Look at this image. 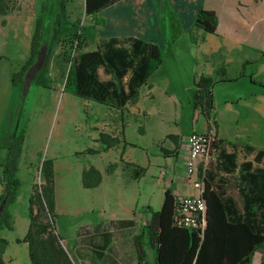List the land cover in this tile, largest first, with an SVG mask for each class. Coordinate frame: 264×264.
I'll use <instances>...</instances> for the list:
<instances>
[{"label": "trees", "instance_id": "1", "mask_svg": "<svg viewBox=\"0 0 264 264\" xmlns=\"http://www.w3.org/2000/svg\"><path fill=\"white\" fill-rule=\"evenodd\" d=\"M117 1L119 0H86L85 14L95 18L100 11ZM16 8L17 0H0V23L6 25L7 20L4 17ZM246 19H251L249 9L239 0H202L195 20L188 29V35L194 44L205 41L208 34L241 36L245 41L250 34L249 29L243 26ZM62 30V24L57 23L46 34L42 16L37 17L28 57L12 75L14 85L26 83L28 74L38 67L32 82L50 87V82L54 80L50 79L49 73L54 68L56 79L62 81L65 91L108 106H113L110 99L115 97L122 107L127 102H138L140 88L163 60L158 45L134 37L103 40L97 48L88 50V42L80 32L69 36L65 46L58 52L57 47L63 41ZM245 46L264 55V45H255L249 39ZM247 64L249 61L243 64V69ZM101 66L106 72L114 74L120 83L131 71L126 82L127 91L123 85L116 86L113 81L101 80L98 74ZM230 80L232 77L222 64L215 69L214 75L201 73L195 77L193 104L208 121V132H212V125L218 126L213 113L215 84ZM120 121L123 129L119 133H108L104 130L99 132L97 141L101 144L100 148H86L77 154H99L125 143L126 121L122 117ZM139 129L142 132L143 126L140 125ZM26 133L27 126L18 124L10 137L9 152L1 163L4 189L0 195V203L3 199H6V203L0 215V230L13 229V215L9 206L17 200L21 188L18 172ZM168 137L178 140L176 134H169ZM215 139L217 153L212 159H216V165L223 166L229 173H235L238 169L236 186L241 194V201L229 193L226 178L217 179L214 173L217 166L210 165L209 162L204 168L201 164L198 175L202 178L203 198L206 202L205 227L187 228L177 225L174 217L177 214L178 197L172 188H166L160 210L147 207L150 216L134 237L137 264H149L145 238L156 251L155 264H252L256 251L263 253L261 264H264V148L257 149L252 144L241 143L244 149L255 152V155L253 160H244L238 165L236 152L220 153L217 133ZM231 144L234 149L240 145L236 142ZM165 151L168 152L167 149ZM120 160L123 162V169L132 179L140 178L147 172L146 167L125 161L123 153ZM256 163L263 166L255 165ZM54 166L53 158L39 153L40 181L32 185L28 199L29 227L23 238V242L28 245L31 264H77L56 227L58 213ZM118 166V162L110 163L106 172L113 173ZM102 181L103 173L95 165L90 164L83 169V187L94 188ZM134 223L133 219L117 221L119 225ZM8 243L0 235L2 260Z\"/></svg>", "mask_w": 264, "mask_h": 264}, {"label": "rangeland", "instance_id": "2", "mask_svg": "<svg viewBox=\"0 0 264 264\" xmlns=\"http://www.w3.org/2000/svg\"><path fill=\"white\" fill-rule=\"evenodd\" d=\"M83 2L84 0H17V8L4 17L7 20V24L3 25L0 23V83H12L13 73L21 68V64L28 57L35 22L40 15L44 21L46 34L51 32L57 23L58 25L59 23L62 24L63 33L61 39L63 41L57 47L58 52L65 46L68 37L78 32L82 33V36L87 38L88 43L94 46L99 34L97 22L95 18H93L94 20L90 17L86 18ZM167 24L168 35L176 39V41L181 39L183 48H186L188 43V45L193 47V50H191L190 54L186 48L185 52L182 53L183 55H179V57H182L181 60L177 59L178 51L177 54L168 53L164 64L153 71L148 78V83L160 84L150 89L154 99H149L150 93L147 88L141 91L139 106L146 108L149 112V118L146 120L147 133L142 135L143 133L140 131L138 124L131 125L128 128L126 138L129 142L122 149L123 159L139 163L142 160V153L146 150L152 155V160L157 162L155 150L158 148V144H155L156 140L165 138L164 141L167 143L171 141V138L165 136L166 134L175 133L186 139L194 131L204 130L206 120L195 112L192 104L193 79L196 72L208 74L212 69L210 64H206L204 59L200 58L201 50H206L207 47L218 48L220 45L226 48L229 46V50L227 49L229 51L228 58L230 57L233 62L231 67H229L232 80L219 82L214 87V108L220 122V132L229 138L236 136L238 138H251V140L258 143L255 146H264V55L261 56L259 53L243 46V48L236 49V46L230 44L231 40L212 34H208V41L203 43L200 48H197L192 45L188 35L184 34L179 22L175 26H171L166 20ZM138 26L140 25L138 24ZM145 26L148 27V25ZM148 32L149 35H158L155 25H151ZM213 57H220V55L214 52ZM250 57L259 59L249 64L246 69H243V61ZM37 69L38 67L28 74L26 83H34L32 78ZM49 75L50 79L54 80L50 83L62 82L56 79L54 68ZM108 76V73L101 67L99 77L107 78ZM34 85V87L37 86L36 84ZM67 95L69 97L67 104L68 117L66 119H62V115L60 118L57 117L60 105V102H58L54 111V116L56 115L54 117L55 122L52 123L49 135L43 141L41 148L35 149L38 140L35 141L36 138L34 137L33 139V134L28 133L23 167L18 172L21 180L20 193L17 200L9 206L13 215V229L4 228L0 230V235L2 237L5 236L10 241L6 246L7 254L5 258L2 254L5 264H30L28 245L23 242L29 227V201L27 194L25 195V188L29 183L28 164L30 162L36 163L39 153L42 155L47 153L49 145L51 146V143L54 142L60 130L61 136L58 138L59 159L66 164L62 169L57 170L59 176V204L56 207L58 213L56 219L57 230L70 243L69 238L76 236L77 230H80L87 222L96 220L98 217L97 213L88 211L93 204L91 199L86 201L82 196L75 195L73 200L69 201L65 189L68 186L72 189V192H76L74 171L76 165L82 162L76 157L77 152L97 144L98 138L93 141V137H98L99 124L97 116L99 115V110L96 106L90 114H85L83 106L80 105L82 102L79 103L74 96ZM29 98L28 104H26L27 109L31 106H39L33 100V92ZM41 99L39 97L38 100ZM65 104L63 102V106ZM42 105L45 106L47 104H40V106ZM254 111L258 112V114H255ZM80 115H83L82 119ZM112 121L113 118L110 119L108 125L112 124ZM33 123L34 120L28 121L26 115L22 120L21 126L26 125L29 131ZM2 131L3 123L0 125V134H2ZM52 131H54L53 137L51 136ZM29 134L33 139L30 143L28 140ZM163 143L161 141L160 144L163 145ZM237 154L239 161L252 156V153L246 149L237 151ZM211 164L218 167L216 159H211ZM154 174V177L148 175L137 182L131 183L127 188H122L120 193L122 194L123 205L117 209L120 214H126L125 210L133 204L135 206L133 208L141 213L143 212L141 211L142 205L150 204L153 210H160L162 206L161 200L164 198V192L162 191L165 181L159 180L158 173ZM67 176L68 179H65ZM236 178L235 175H230L226 179L229 193L240 202L241 194L236 186ZM35 180L40 181L37 168H35ZM129 212V214H132V211ZM145 219L144 216L138 215L136 222L143 223Z\"/></svg>", "mask_w": 264, "mask_h": 264}, {"label": "crops", "instance_id": "3", "mask_svg": "<svg viewBox=\"0 0 264 264\" xmlns=\"http://www.w3.org/2000/svg\"><path fill=\"white\" fill-rule=\"evenodd\" d=\"M85 1L86 0H84L83 2L84 7ZM239 1L248 7L251 16L250 20L246 19L243 22V26L245 27V29H249L250 31V34H248L249 36L247 37V39L244 41L245 38H242L241 36H231L228 34L212 35L231 40L230 44L236 46V49H240L243 47L248 48L259 53V55L262 56L263 54L261 52L256 51L251 47L245 46V42L251 39L255 45H264V0ZM201 2L202 0H119L100 11L95 17L99 34L94 42V46L88 43L87 49L92 50L97 48L99 43H101L103 40H109L112 38L126 39L128 37H134L137 39H141L145 42L154 43L159 46L163 54V60L162 63L158 66V68H160L164 64L165 57L170 52L172 54H177L178 51L177 59L181 60L182 57H179V55H183L182 53L185 52L186 48L191 54V50H193V47L191 45H188V43L187 45L185 43L186 48H183L181 46V39L176 41V39L170 37L167 33L168 24L166 25V20L167 23H169L171 26H175L176 23L179 22L180 28L183 30L184 34L188 35V29L192 26L195 20ZM87 17H90L92 20H94V17L92 16H86V18ZM138 24L140 26H143L140 28ZM145 25H148V27H146ZM151 25H155L156 32L158 33V35H149L148 31L149 28H151ZM207 41L208 35H206L205 41L201 42L200 44H194L190 40L192 45L196 46L197 48H200L201 45L203 43H206ZM227 49L229 50V46L228 48H226L225 46L220 45L218 46V48L207 47L206 50H201L200 58L204 59V62L206 64H210L212 66V69L210 70L211 72H209L208 75H214L215 69L222 64L226 67L227 73L232 77V75L229 73V67H231L233 62L230 57L228 58L229 51ZM214 52L218 53L220 57H213ZM258 59L259 58L250 57L249 59H245L243 61V64L246 61H249V64H251L252 62L257 61ZM23 63L21 65H23ZM249 64H247V66ZM100 68H98V74ZM102 68L104 69V67ZM201 73H195L193 79V86L195 77ZM130 74L131 71H129L128 74L123 78L122 83H120V80L112 73H108L109 76L107 78L100 79L103 81H113L115 82L114 84H116V86L123 85L127 91L128 83H126V81H128ZM149 84H151L152 86ZM159 84L160 83H148L147 81L146 84L140 88V96L142 89L147 88L150 93V95L148 96L149 99H154V95L150 90L151 88L149 87L154 88L156 85ZM34 86V83H22L19 85H14L13 83H0V125L3 123V131L2 134H0V195L4 189L1 163L2 161H4L7 153L9 152L11 134L16 130L18 124L21 125L22 120L23 118H25L26 115L28 121H31L33 119L34 123L32 128L29 131L27 130L28 132L26 133L23 152L19 163V171H21L23 167L22 164L24 162V155L27 148L26 141L28 133L30 132V134H33V139L34 137L36 138L35 141L38 140L35 146V149L38 150L42 147L43 141L49 135L52 123L55 122L54 117L56 115L54 116V111L55 106L58 102H60V105L57 112V117L60 118L61 115L62 119H66L68 117L67 104L69 102V97H67V94L74 96L79 103L82 102V104L80 105L83 106V112L85 114H90L93 111V108L97 106L99 110V115L97 116V121L99 124L98 137L99 132L101 130H104L108 133H119L120 130L123 129L120 118H124V120L126 121V126L124 128L125 143L122 142L119 146L113 147L108 151H102L99 154H76V157L82 161L81 164L76 165L74 171L76 192H72V189L67 186V188L65 189V193L69 201H72L75 195L82 196L83 199H85L86 201L91 199L93 204L88 209V211L92 213H97L98 217L96 218V220L87 222V224L83 225L80 230H77L76 236L69 238L70 243L67 241L66 238H63L65 244L68 246L72 255L74 256L77 264H137L134 237L138 234L140 227L143 225L144 222L148 220V217L150 216V210L147 207L152 206L150 204L142 205L143 208L141 209V211L143 212L141 213L137 212L135 208H133V204L125 210L126 214H120L117 210L120 206L123 205L122 194L120 193V191L122 190V188H127L128 185L133 182H137L138 180H141L142 178H145L148 175L154 177V173H158L159 180L162 179L163 181H165L162 192L165 193L166 188H172L174 194L178 198L183 195L196 194L198 190L194 188L191 179H189L185 171V159L188 155L187 138H181L178 134H176L178 135L177 141H175L174 139H170L171 141L166 143L164 141L165 138H160L156 140L155 144H158V148L155 150V157L157 162H154L151 158L152 155L145 150L144 153H142L141 162L135 163L146 167L147 172L144 176L140 178L132 179L127 175L126 171L123 169V162H121L120 159L122 155V149L129 142L126 136L127 130L131 125H142V135L147 133L146 120L149 118V112L146 108H142L139 106L140 97L136 104H130V102H127L122 107L119 106V100L115 97H112L110 100L113 106H108L106 104L93 100H88L65 91L62 82L51 83V87L49 88L38 85L36 87ZM32 92L33 100L36 101L39 106H31L27 109L26 104H28V100L30 99L29 97ZM39 97H41L42 99L38 100ZM63 102L66 103L64 106ZM45 103L47 105L40 106V104ZM194 110L197 114L203 116L199 112V110L195 109V107ZM213 113L215 114V119L218 121V126L215 127L214 125H212L211 130L212 132L217 133L218 138L220 139V153H222V151L227 153L235 151L237 154V151H244V148L241 143H249L253 146H255V144H258L251 140V138H238L237 136L234 138H229L224 136L220 132V122L217 117V113L215 112V108L213 109ZM254 113L258 114V112L256 111H254ZM82 116L83 115H80L81 119L83 118ZM111 118H113V121L111 122L112 124L108 125L110 123ZM205 123L206 124L204 130H201L199 132H208L210 130L207 120ZM53 132L54 131L51 132L52 137ZM30 134L28 138L29 143L30 141H33L32 136L30 137ZM168 135L169 134H166L165 136ZM59 136H61V130L58 131V134L56 135L54 142L51 143V146L49 145L47 153L45 155L43 154L44 157L53 158L55 162L54 164L56 170V207L59 204V176L57 170L62 169L66 164L64 161H60L59 159ZM98 137H93V141H96ZM161 141L164 142L163 145L160 144ZM231 142L240 143V145H238V148L234 149L233 146H231ZM96 143L97 144L92 148H100L101 144L97 141ZM255 147L257 149L264 148V146L260 145H257ZM165 149H167L168 152H166ZM251 153V158H247L244 160H253L255 152ZM244 160L239 161L237 154L238 165H240ZM113 162L119 163L118 168L113 173H107V166ZM38 163L39 154L36 163L30 162L28 164L29 183L28 186L25 188V195L27 194L28 199L32 190V185L34 184V182H36L35 168H37V171H39ZM90 164L95 165L98 169L102 171L103 181L97 187L85 188L82 185V172L83 169L86 166H89ZM255 165L263 166V164L257 163ZM222 167L219 165L218 168L214 170L217 179L222 178L224 180L230 175L237 176L239 174L238 169L235 173H229L225 171ZM65 179H68V176L65 177ZM163 200H161V204L163 203ZM129 211H132V214H129ZM138 215H142L146 218L143 223L136 222ZM130 219L134 220L135 223L133 225L117 224V221L119 220ZM3 237L6 238L5 236ZM144 242L146 243L145 251L148 263L155 264L156 251L154 249V246L150 245L146 238L144 239ZM6 251L7 250H5L3 254L4 258L7 254ZM262 258L263 253L261 251H256L253 256L252 264H261Z\"/></svg>", "mask_w": 264, "mask_h": 264}, {"label": "built area", "instance_id": "4", "mask_svg": "<svg viewBox=\"0 0 264 264\" xmlns=\"http://www.w3.org/2000/svg\"><path fill=\"white\" fill-rule=\"evenodd\" d=\"M187 140L188 155L185 159V171L198 192L178 198V209L174 221L182 227L204 228L206 224V202L203 198L202 178L198 174L199 166L202 164L206 168L217 153L215 133L194 131L188 135Z\"/></svg>", "mask_w": 264, "mask_h": 264}, {"label": "water", "instance_id": "5", "mask_svg": "<svg viewBox=\"0 0 264 264\" xmlns=\"http://www.w3.org/2000/svg\"><path fill=\"white\" fill-rule=\"evenodd\" d=\"M6 199H3L2 202L0 203V215L3 212V209L5 207ZM0 264H5V262L0 258Z\"/></svg>", "mask_w": 264, "mask_h": 264}]
</instances>
